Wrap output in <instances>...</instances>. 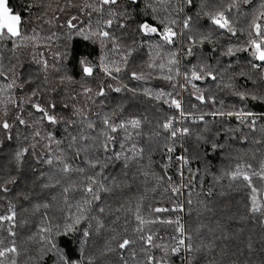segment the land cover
I'll list each match as a JSON object with an SVG mask.
<instances>
[{
	"label": "snow or ice",
	"instance_id": "6c2138e0",
	"mask_svg": "<svg viewBox=\"0 0 264 264\" xmlns=\"http://www.w3.org/2000/svg\"><path fill=\"white\" fill-rule=\"evenodd\" d=\"M255 105L264 0H0V264H264Z\"/></svg>",
	"mask_w": 264,
	"mask_h": 264
},
{
	"label": "trees",
	"instance_id": "16d2710c",
	"mask_svg": "<svg viewBox=\"0 0 264 264\" xmlns=\"http://www.w3.org/2000/svg\"><path fill=\"white\" fill-rule=\"evenodd\" d=\"M76 51H77V54H80V53L87 51V49L84 47L83 44H79V45H77ZM254 108L257 111H264V105H255ZM240 195H241L240 193H232L231 198H239ZM221 199H222V201H226L229 199V197H224Z\"/></svg>",
	"mask_w": 264,
	"mask_h": 264
}]
</instances>
